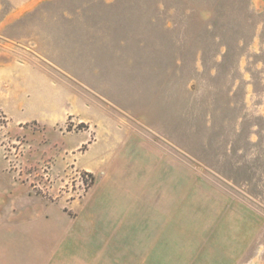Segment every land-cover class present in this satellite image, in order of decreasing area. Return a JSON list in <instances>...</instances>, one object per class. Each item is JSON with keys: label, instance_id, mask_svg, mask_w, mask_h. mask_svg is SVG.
I'll return each mask as SVG.
<instances>
[{"label": "rangeland", "instance_id": "1", "mask_svg": "<svg viewBox=\"0 0 264 264\" xmlns=\"http://www.w3.org/2000/svg\"><path fill=\"white\" fill-rule=\"evenodd\" d=\"M26 1V27L0 28V212L60 200L91 264H264V0ZM71 108L96 121L94 158ZM136 151L161 165L155 204L124 224L115 204L89 242L107 188L75 162L113 174Z\"/></svg>", "mask_w": 264, "mask_h": 264}, {"label": "crops", "instance_id": "2", "mask_svg": "<svg viewBox=\"0 0 264 264\" xmlns=\"http://www.w3.org/2000/svg\"><path fill=\"white\" fill-rule=\"evenodd\" d=\"M26 3L29 2L20 1V5L13 9L14 13L10 16L11 18L6 17L0 22V28H25L26 25L22 18L26 12L31 10L29 4ZM68 21L72 25L75 24L74 20ZM98 22L103 23L104 21ZM0 37L12 41L6 36L0 35ZM83 114L82 109L71 108L64 112L61 119L70 117L74 127L79 124H85L88 127L87 130L80 133L82 139L79 145H87L81 156L90 154L94 158L102 147L101 137L98 135L96 121ZM138 152L129 155L123 167L113 174H111L113 168L103 167L92 160L85 166H79L78 160L75 162L76 167L82 170L99 173L98 182L106 184L107 188V192L104 190L103 195L89 209L90 214L87 215L89 220L86 221L87 227H90L87 228L90 230L88 233L89 242L93 236L99 235L100 232L92 228L91 221L107 220L106 225H108L109 220L114 217V212L111 209L115 204L120 205L116 210L118 217L122 215L117 218L122 220V224L127 220L124 215L126 211L128 212L127 205L142 203L145 205L148 202L155 204L156 199L150 195V192L156 185L150 178L153 177L150 173L156 172L158 167L160 170L161 165L157 166L153 163L155 156L152 157L150 152L144 151L147 153L144 158H140ZM142 188L144 191L141 190ZM144 193H149L150 196H146ZM20 200V205H16L13 201L6 211L0 212V264H87V262L91 264L90 260L82 259V256H78L77 252L78 250H84L86 253L92 252V245L87 243L86 234H84L85 237L78 240V237L82 235L78 233L77 221L70 216L69 209L60 204V200L51 201L42 194L31 191L24 199ZM96 203L97 205H95ZM149 215L151 216V213ZM135 218L139 224L145 223L146 218L141 213ZM65 223H69V225L66 226ZM120 230L121 233L124 232L121 228H118L117 232ZM83 239L84 243H82Z\"/></svg>", "mask_w": 264, "mask_h": 264}]
</instances>
